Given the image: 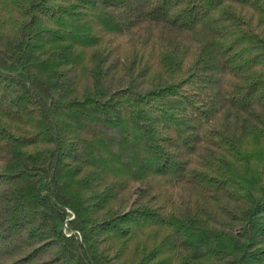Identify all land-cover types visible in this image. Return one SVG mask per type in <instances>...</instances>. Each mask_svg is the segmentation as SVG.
<instances>
[{"label": "trees", "instance_id": "obj_1", "mask_svg": "<svg viewBox=\"0 0 264 264\" xmlns=\"http://www.w3.org/2000/svg\"><path fill=\"white\" fill-rule=\"evenodd\" d=\"M264 264V0H3L0 264Z\"/></svg>", "mask_w": 264, "mask_h": 264}, {"label": "rangeland", "instance_id": "obj_2", "mask_svg": "<svg viewBox=\"0 0 264 264\" xmlns=\"http://www.w3.org/2000/svg\"><path fill=\"white\" fill-rule=\"evenodd\" d=\"M3 0H0V5L2 3ZM161 259H164V263L163 264H178V261L171 255L165 254L161 251V254L159 256Z\"/></svg>", "mask_w": 264, "mask_h": 264}]
</instances>
